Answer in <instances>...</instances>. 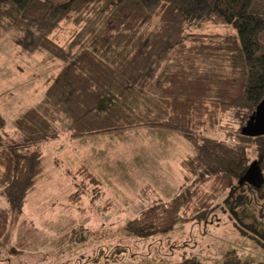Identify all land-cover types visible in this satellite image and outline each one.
<instances>
[{"label": "trees", "instance_id": "obj_1", "mask_svg": "<svg viewBox=\"0 0 264 264\" xmlns=\"http://www.w3.org/2000/svg\"><path fill=\"white\" fill-rule=\"evenodd\" d=\"M66 21L78 29L59 45ZM0 31L62 63L41 102L11 122L20 140L5 143L0 134V194L12 208L23 207L42 172L35 148L60 133L83 140L151 127L190 142L183 169L195 185L128 221L137 237L248 204L246 192L256 189L239 184L252 164L264 186V136L241 134L264 96V0H0ZM77 173L99 197L97 177L85 166ZM80 195L65 199L76 204ZM253 203L263 220L264 205ZM8 222L0 208V238ZM213 264L252 262L227 252Z\"/></svg>", "mask_w": 264, "mask_h": 264}, {"label": "rangeland", "instance_id": "obj_2", "mask_svg": "<svg viewBox=\"0 0 264 264\" xmlns=\"http://www.w3.org/2000/svg\"><path fill=\"white\" fill-rule=\"evenodd\" d=\"M77 29L66 21L55 35L62 42ZM55 66L41 54L25 53L0 31V134L6 133L5 143L20 140L12 135L10 121L39 99L41 84ZM236 127L234 119L228 123V130ZM58 138L35 148L43 168L21 209L0 194V208L9 211L0 264H177L190 258L213 264L227 252L264 264V219L253 203L264 205L263 185L246 192L248 204H224L207 222L183 219L172 231L137 237L126 230L128 221L195 185L196 175H186L183 167L185 155L192 153L190 142L142 128L88 139L85 146L67 136ZM81 164H91L98 175L99 197L77 173ZM74 192L81 195L71 204L65 197ZM22 222L34 235L25 232ZM19 242L26 246H17Z\"/></svg>", "mask_w": 264, "mask_h": 264}, {"label": "crops", "instance_id": "obj_3", "mask_svg": "<svg viewBox=\"0 0 264 264\" xmlns=\"http://www.w3.org/2000/svg\"><path fill=\"white\" fill-rule=\"evenodd\" d=\"M65 37H66V36H65ZM70 37H71V36H70ZM70 37L67 36L66 40L70 39ZM56 39L59 41V45H63L64 40L61 42V39H60L58 36H56ZM65 44H66V43H65ZM19 47H21V46L19 45ZM21 50L24 51L25 53L29 54V55H31V54H35V53L41 54V55H42L43 57H45L46 59H48V60H53V61H55V62L57 63V66H55V68H54V72H53L52 74L48 75V77H46V78L44 79V82L41 84L42 92H41V95L39 96V99H38V100H37L32 106L28 107V108L25 110V111H27L28 109L33 108L34 106H36L38 103L41 102V100L43 99L44 94H45V92H46L48 86L52 83L53 79L57 76L58 72L61 70V68H62V63H61L59 60H57V59L51 57L48 53L43 52V51H33V52H28V51H25L22 47H21ZM25 111H23L22 113H20V114L17 115V116L19 117V116H20L21 114H23ZM17 116L14 117L10 122H12L14 119H16ZM137 129H140V128H137ZM142 129H143V130H149V131H152L153 133H156V134H158V135H160V136H163V137H165V138H168V137H170V136H173V137H176V138L179 139V140H183V137H181V136H179V135H177V134H175V133L165 132V131H162V130H159V129H155V128H151V127L142 128ZM12 132H13L12 135H15V133H14V129H13ZM4 133H5V132H4ZM1 134H2V133H1ZM5 134H6V133H5ZM64 136H67L68 139H69L70 141H72V142L76 141L77 143H80L81 146H85L86 143H87L86 141H87L88 139L91 140V139H95L96 137H101V138H106V137H108V138L111 137V138H112V137H113V136H110V135H101V136H100V135H95V136L86 137V138L83 139V140H77V139H72V138H70L69 135H68L67 133H60V135H59V137H64ZM114 137H115V136H114ZM58 139H59V138H58ZM55 140H57V139H55ZM51 141H53V140H51ZM71 145H72V144H71ZM76 145H78V144H76ZM187 154H188V153H187ZM187 154H186L185 156H187ZM184 158H185V157H184ZM81 165L85 166L90 172H92V173L98 178V175H96V174L94 173V171L91 170V168H90L91 164H87V165H86V164H81ZM81 165H79V167H80ZM176 171L179 172L178 164H177V167H176ZM37 183H38V182H37Z\"/></svg>", "mask_w": 264, "mask_h": 264}, {"label": "water", "instance_id": "obj_4", "mask_svg": "<svg viewBox=\"0 0 264 264\" xmlns=\"http://www.w3.org/2000/svg\"><path fill=\"white\" fill-rule=\"evenodd\" d=\"M241 134L246 137H260L264 136V96L259 104L256 106L252 116L241 129ZM263 178L257 167L252 164L247 172L242 177L240 186L246 184L258 189L262 184ZM233 192L230 194L232 196Z\"/></svg>", "mask_w": 264, "mask_h": 264}, {"label": "flooded vegetation", "instance_id": "obj_5", "mask_svg": "<svg viewBox=\"0 0 264 264\" xmlns=\"http://www.w3.org/2000/svg\"><path fill=\"white\" fill-rule=\"evenodd\" d=\"M246 185V184H245ZM252 187V186H249V188Z\"/></svg>", "mask_w": 264, "mask_h": 264}]
</instances>
